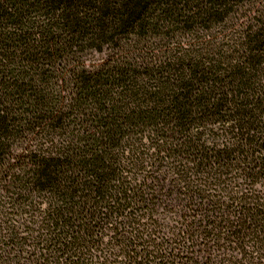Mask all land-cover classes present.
Segmentation results:
<instances>
[{
    "label": "trees",
    "instance_id": "1",
    "mask_svg": "<svg viewBox=\"0 0 264 264\" xmlns=\"http://www.w3.org/2000/svg\"><path fill=\"white\" fill-rule=\"evenodd\" d=\"M0 264H264V0H0Z\"/></svg>",
    "mask_w": 264,
    "mask_h": 264
},
{
    "label": "rangeland",
    "instance_id": "2",
    "mask_svg": "<svg viewBox=\"0 0 264 264\" xmlns=\"http://www.w3.org/2000/svg\"><path fill=\"white\" fill-rule=\"evenodd\" d=\"M103 56V53L91 52L86 55V63L89 66L97 65L101 62Z\"/></svg>",
    "mask_w": 264,
    "mask_h": 264
}]
</instances>
